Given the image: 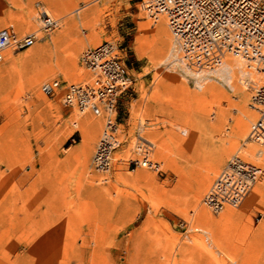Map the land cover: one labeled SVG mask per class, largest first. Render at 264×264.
<instances>
[{
  "label": "rangeland",
  "instance_id": "rangeland-1",
  "mask_svg": "<svg viewBox=\"0 0 264 264\" xmlns=\"http://www.w3.org/2000/svg\"><path fill=\"white\" fill-rule=\"evenodd\" d=\"M42 11L60 20L48 35L40 30ZM158 19L171 41L137 0H0V29L39 38L0 62V264H264V201L247 209L248 197L240 208L227 207L236 217L216 225L201 223L195 211L198 205L221 217L202 199L232 156L264 171V147L246 141L258 115L250 109L251 91L239 82L244 75L262 79L228 56L217 69L236 68L235 89L214 79L205 84L218 94L200 93L205 84L161 64L162 42L171 46L173 37ZM103 42L122 51L134 78L133 91L117 103L125 137L107 174L91 167L104 118L88 137L82 120L97 117L64 107L61 91L46 97L40 90L54 79L90 83L80 58ZM40 72L45 76L32 86ZM167 76L174 81L161 88ZM138 128L155 145L160 172L128 167ZM231 145L197 204L202 175Z\"/></svg>",
  "mask_w": 264,
  "mask_h": 264
},
{
  "label": "built area",
  "instance_id": "built-area-1",
  "mask_svg": "<svg viewBox=\"0 0 264 264\" xmlns=\"http://www.w3.org/2000/svg\"><path fill=\"white\" fill-rule=\"evenodd\" d=\"M146 17L156 23L166 19L167 27L180 48L184 66L207 74L225 56L245 61L262 80L249 84L251 105L257 119L251 124L247 142L264 147V0H137ZM40 30L46 35L60 27V21L42 11ZM37 33L19 35L12 27L0 29V62L7 51L19 52L34 46ZM122 51L109 42L85 50L81 65L90 72V83L68 84L54 79L41 85V93L53 97L61 91L64 107L79 114L102 115L104 126L91 158L92 169L107 174L113 166V153L123 144L124 129L117 121V103L133 91L134 78L119 56ZM76 127V125H73ZM128 167L160 172L151 160L153 145L138 128ZM261 169L238 155L220 170L202 199L212 213L225 207L239 208L261 176Z\"/></svg>",
  "mask_w": 264,
  "mask_h": 264
},
{
  "label": "bare ground",
  "instance_id": "bare-ground-1",
  "mask_svg": "<svg viewBox=\"0 0 264 264\" xmlns=\"http://www.w3.org/2000/svg\"><path fill=\"white\" fill-rule=\"evenodd\" d=\"M46 12V11H44ZM48 15L49 13L46 12ZM83 14V11L82 10H77L76 11V15L80 16ZM163 19H165L164 17H161ZM161 19V20H163ZM166 20V19H165ZM60 21V20H59ZM157 28L164 34H166V38L169 39V36H167V30H165V28L160 24V20L158 19L157 20ZM171 33V32H170ZM172 35V34H171ZM90 38V36L87 35V38ZM173 37V36H172ZM166 39L165 41L162 42V48L160 49V52L158 54V58H160L162 61H161V64L162 65H168V66H172L174 67L175 69L179 70L180 72H182L186 77L185 78H189L191 79V81H193L194 83L198 84V85H202V84H205L207 81H210V80H219L224 86L228 87V89L230 90H234L235 88L233 87V81H234V78L236 77L235 76V69L231 68V66H226V67H222L220 69H217L220 67V65L223 63V61L225 60L226 57L230 56H225L223 59H222V62L220 63V65L214 69H212L211 71L208 72L207 74V77H206V74H203L202 72H193L189 69H187L183 62H182V56L181 58L179 57V53H180V48L178 47V45L176 44V41H175V38L173 37V43L172 45L170 46L169 45V42L170 41ZM170 46V48H169ZM33 47V46H32ZM31 47V48H32ZM166 49V53L165 52H162ZM9 51H7L5 53V57H4V60L6 58V54L8 53ZM181 54V53H180ZM3 60V61H4ZM233 63V62H232ZM230 64V63H229ZM227 64V65H229ZM234 66V65H233ZM235 66L238 68V69H243L244 67H246V71L249 72L251 75L252 74H258L260 75L255 69H252L248 66V64L239 59L238 62L235 64ZM166 67V66H165ZM171 68V67H170ZM239 71V70H238ZM245 71V72H246ZM179 72V73H180ZM237 72V71H236ZM242 72V71H241ZM244 72V71H243ZM45 73L46 72H40L36 75H34V77L31 78V84L32 86H37L41 80L42 77L45 76ZM237 74V73H236ZM245 76H248V75H244V77H242V79H240V84L243 85V87H245L247 90L249 89V84H256V82H253L251 80V78L249 79L248 77L246 78ZM166 81L164 83L161 84V88H166L168 86V84L171 82V81H174L171 80L168 76L166 77L165 79ZM257 80V78L255 79ZM254 80V81H255ZM177 82V81H175ZM212 82V81H211ZM215 82V80H214ZM47 83V82H45ZM75 84V83H74ZM209 84V83H208ZM202 88L199 89V92L200 93H204V94H209L213 97H215L217 94H218V90L217 88L214 86V84L212 85H203L201 86ZM250 90V89H249ZM251 91V90H250ZM161 91L158 90L155 95L152 97V100H156L157 97L159 96V93ZM203 95V94H202ZM250 109L254 112H256V108H254V106H252L250 104ZM257 113V112H256ZM79 114V113H78ZM89 113H84V114H79V115H82L83 117H86V116H89L88 115ZM93 117H97V118H85L82 120V124L83 126L86 128L85 130H87V136L90 137V135H93L94 131H96V129L101 126L100 123H101V118L100 117H103L102 115H99V116H94ZM82 118V117H81ZM240 121V118L239 120ZM244 122V121H242ZM75 124V123H74ZM242 124V123H241ZM241 124L239 122V125H236L238 127V130L241 131L243 125L245 126V124L243 123L242 127H241ZM77 126V124H75ZM141 127L143 130V126L144 124L141 122ZM78 126H79V123H78ZM144 137V136H143ZM145 139H147L148 141H150L148 138L144 137ZM151 142V141H150ZM152 143V142H151ZM153 145V152H154V149H155V145L152 143ZM224 149L222 152L220 151V155H218V159L216 161V164L214 167H210L206 170V173H204V175H202V178L200 180V182H198V187L197 189H195V200L198 204L199 200H201L200 198H202V195L204 194L205 190L207 189V187L209 186V183H210V180H211V176L215 173L216 171V166L219 165L220 163H222L228 156L231 152H233V149H234V145H231L230 147L228 148H222ZM153 152H152V156H151V160L157 164V166H159V168L162 166V163H159L157 161H155L152 157H153ZM239 156V155H238ZM242 158V157H241ZM113 162H115V157L113 156ZM257 166V165H256ZM259 167V166H258ZM262 171V174L261 176L257 179V181L255 182L250 194L247 196V198L249 197L248 201H247V204H246V208H250L252 207L253 205H257L258 203H262L264 201V190H263V187L261 186V179L264 175V171L261 167H259ZM253 191V192H252ZM247 198L244 200V202L242 203V205L245 203V201L247 200ZM227 207H225L221 212V217L218 219V220H215L213 219L209 213L206 211V210H200V208L198 207V205H196V213H197V216H198V219L201 223H205L207 225H210V224H218L220 222H228V221H231L232 219H234L236 217V215L231 212L230 210L226 209ZM231 208V207H230ZM240 208V207H239ZM236 209V208H234ZM219 213H214V214H219Z\"/></svg>",
  "mask_w": 264,
  "mask_h": 264
},
{
  "label": "crops",
  "instance_id": "crops-1",
  "mask_svg": "<svg viewBox=\"0 0 264 264\" xmlns=\"http://www.w3.org/2000/svg\"><path fill=\"white\" fill-rule=\"evenodd\" d=\"M82 118H83V117H82ZM82 118H81V119H82Z\"/></svg>",
  "mask_w": 264,
  "mask_h": 264
}]
</instances>
